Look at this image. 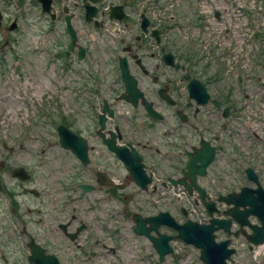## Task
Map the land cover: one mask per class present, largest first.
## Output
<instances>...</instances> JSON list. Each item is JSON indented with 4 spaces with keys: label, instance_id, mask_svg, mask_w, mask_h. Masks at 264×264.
I'll return each instance as SVG.
<instances>
[{
    "label": "flooded vegetation",
    "instance_id": "af4514ba",
    "mask_svg": "<svg viewBox=\"0 0 264 264\" xmlns=\"http://www.w3.org/2000/svg\"><path fill=\"white\" fill-rule=\"evenodd\" d=\"M103 1L52 0L65 37V47H61L64 70L67 72L76 64L79 74L75 117L70 118L63 109L61 124L74 133L79 146L85 147L87 163L83 164L68 148L64 149L76 166L72 167L71 174L67 168L68 172L60 177L53 175L47 162L41 159L35 162V153L28 148L40 142L52 144L54 140L36 139L32 120L13 125L17 119L7 115L12 101L3 100L0 104V264H100L96 261L98 253L113 243L116 236L115 229L110 227L111 213L104 212V218L98 214L99 203L109 204V199L114 198L115 185L105 187L97 183L100 170L104 180L114 178L116 158L106 141L128 149L134 147L143 158L146 152L153 160L158 156L159 162L175 174L180 172L178 165L185 158V148L195 142L199 144L201 139L216 148L208 170L222 153L223 91L210 88L218 80V73L212 68V62L199 59L202 49L196 55L193 53V47L201 43L210 28L205 8L207 0H121L118 4L122 18L108 21L113 39L101 48L90 34L95 27L102 29L94 20ZM37 10L48 18L38 0H0V74L6 73L10 66L28 62L33 52L30 49L35 38L33 30L36 26L42 27V17L35 16ZM68 24L76 36L75 46L70 50ZM188 33L193 40H180V35ZM80 47L84 49L83 57L79 56ZM164 53L171 54L172 64L164 63ZM216 53L217 47L212 52L207 50L204 57ZM91 55L102 62L106 72L101 69L96 73L97 69L87 65ZM123 55L127 57L128 72L135 83L131 78H123L119 64ZM185 74L201 81L209 98L202 109L183 106L187 129L177 126L167 134L165 118L151 119L146 102H151L159 111L164 106L167 110L169 106L164 104L159 92L179 101V85L185 84ZM124 92L135 98L136 105L120 101L122 109L117 111L113 106ZM213 99L219 102L218 108ZM105 101L112 110L111 115L108 111L103 113ZM176 111L174 106L173 114L180 120ZM101 114L103 126L99 122ZM185 132L193 137L188 145H184ZM53 134L57 138L56 127ZM149 136L158 146L148 145ZM165 137L169 138L165 140ZM20 148L23 154L19 156ZM208 170L199 177L203 187L220 189L231 180L214 178ZM52 179L60 186L52 187ZM84 182L89 183L91 190L84 191L81 186ZM125 188L123 185L122 190ZM94 190L95 201L91 204L85 193ZM83 199L88 202L86 206L70 205ZM237 243H240L238 239Z\"/></svg>",
    "mask_w": 264,
    "mask_h": 264
},
{
    "label": "rangeland",
    "instance_id": "374dc122",
    "mask_svg": "<svg viewBox=\"0 0 264 264\" xmlns=\"http://www.w3.org/2000/svg\"><path fill=\"white\" fill-rule=\"evenodd\" d=\"M211 6H218L221 11V18L218 21H214L210 27V39H218L221 49H219V53L221 55L216 54V59L213 61V66H215L219 72V79L213 83L210 88L212 91L215 89L222 90L223 94L233 93L235 91H239L244 83L246 84V76L242 73V67L240 66H232L231 64L235 63L234 59H238L236 56V52L238 51L239 43L243 42L248 45H257L258 50L261 52L264 49V32L262 28L264 27V9H262L256 16H254L253 20L251 17V13L247 8H244L242 11L244 13V17L242 19H238L234 17V13L236 14V9L238 8L235 3V0H211ZM36 17L37 11H36ZM224 16V17H223ZM43 19V18H42ZM45 23V24H44ZM48 23L43 22L42 27L36 26L35 32L37 35L34 38V54L31 56L30 63L20 67L18 69V73L14 71L12 66L9 67L6 73L0 74V104L3 100L6 103L8 101H12L11 108L12 110L7 114L8 116H12L13 118L19 114V109L25 107L26 102H30L31 104L34 102L35 107V136L41 137L44 135L46 130L52 131L53 121H59L60 115L59 112H62L65 109L66 112L69 113V117H75V108L77 101L75 100V95L77 91V85L79 81V74L76 71V64L74 68H70L69 71H64L63 60L55 56L56 53V40L60 38L62 28L60 25H53L54 27H49L45 32V28H47ZM258 27V28H257ZM250 31L252 29H258V32H261V35H252L245 36V32L247 30ZM250 33V32H249ZM193 40V36L191 33H188L186 36L180 35V40L186 42L187 40ZM65 37L63 36V41ZM231 42V45H229ZM234 43H238L235 47H233ZM212 48V42H207V47L200 43L193 47V53L196 55L202 48L207 50L208 47ZM263 48V49H262ZM212 52L213 50H209ZM220 59V61H219ZM255 59V63H261L260 56ZM230 63H227L229 62ZM203 62H205L203 60ZM87 65L90 68L97 69L96 73L101 69L106 72L107 68L102 64L101 61L95 60L91 55L87 60ZM230 69V70H229ZM258 67H255L251 64L250 70L247 72L248 74H252L250 77L251 84H255L253 88H247V92L249 94L260 93L261 89L264 86H261V81L264 79V73H262ZM101 78H105V75ZM258 78V79H256ZM257 80V81H256ZM242 82V83H241ZM65 84V86L63 85ZM238 93H241L239 91ZM237 102V100H236ZM238 103V102H237ZM258 105H252L253 109ZM258 111V110H257ZM259 112V111H258ZM229 124H235L236 118H230ZM242 121L244 124V121ZM228 125V122H227ZM264 127V125L261 123ZM237 132H234L233 137L237 143L240 145H234L232 141L228 138L226 142L225 138V130H223V154L220 155L217 163V167H221V169H226L227 166L232 167V172L237 173V165L240 164L238 161V157L234 162L231 161L232 153H236L237 148L242 146L245 151L251 149V143L248 141L246 137L242 135L240 132V128L237 125ZM35 137V138H36ZM51 141L54 140V137H50ZM56 140V139H55ZM51 146L45 147L43 153V160L47 162L50 167V171L53 175L60 177L62 174L68 172L67 168L70 169L68 174L73 172L72 167L76 166L73 164L74 160L68 158L69 154L66 152H62L61 148L54 143L49 144ZM40 159V158H37ZM157 156V160H158ZM42 160V159H41ZM243 161V159H242ZM157 162V161H156ZM244 162V161H243ZM246 163V162H244ZM162 166H165L163 164ZM215 166L211 168V172L215 173L217 170L214 169ZM163 169V167H160ZM81 173V172H80ZM159 173V171H158ZM83 174V173H82ZM223 170L219 172L218 175H222ZM213 176V174H212ZM214 177V176H213ZM115 178L121 179V181L126 185V189L120 192V196L116 195L114 198H110L109 204L105 201H101L98 205V213L103 217V213L109 211L111 213L110 223H118V221L123 219L124 226L119 228V233L116 234L115 240L119 242V246L113 248V243H109L106 245L105 249H101L97 255L96 261L98 263H106L110 264H156L157 255L150 245V242L144 236H136L132 232L133 221H132V213L139 211L142 215L146 214H155L159 210H168L177 220L180 221L182 217L178 214L177 205L175 203L168 204L164 196L158 191L154 194L158 198V205L153 206H145L148 204L149 193L144 192L142 190H138V188L129 180L127 176H125V171L122 168H118L115 171ZM261 184L264 185V170L261 177ZM60 186L55 179H52V187ZM100 187H97L99 189ZM224 187L220 189L223 190ZM95 192L91 191L85 193L89 201L94 200ZM131 194H126V193ZM127 195L125 198L124 196ZM52 198H56V196H51ZM187 202V201H185ZM146 203V204H145ZM88 202L83 199L82 201H77L70 203V205L86 206ZM142 204V206H140ZM179 204H183V201H179ZM149 212V213H147ZM104 218V217H103ZM167 230V228H161V230ZM144 245L145 254L141 257H138L139 245ZM72 249V246H70ZM182 256L175 258V256L168 255L165 258V262L162 264H203L199 260V252L197 249H194L191 246H185L182 250ZM189 254L191 261H187L185 256ZM146 255V256H145ZM236 264H264V258L252 259L246 252L239 256H235ZM177 262V263H176Z\"/></svg>",
    "mask_w": 264,
    "mask_h": 264
},
{
    "label": "water",
    "instance_id": "95a60500",
    "mask_svg": "<svg viewBox=\"0 0 264 264\" xmlns=\"http://www.w3.org/2000/svg\"><path fill=\"white\" fill-rule=\"evenodd\" d=\"M50 0H44L42 2L44 10H50ZM75 40V34L71 32V45ZM83 50L80 48V56ZM122 65L124 59L121 60ZM194 81L189 84L190 95L197 97V89L193 86ZM199 89L202 91L201 86ZM124 96V95H123ZM125 97V96H124ZM127 99V98H126ZM204 100V99H203ZM224 116L227 115V108L225 109ZM102 122V120H101ZM58 135L61 146L69 147L71 150L81 159L86 161L83 149L79 147L76 138L69 130L64 129L61 125L58 126ZM64 135V136H63ZM67 135L68 139L66 138ZM65 139L66 142H65ZM108 147L114 150L116 156L119 157L124 165L129 170L132 181L141 187V189H147V183L151 181V177L145 173L144 165L140 161L141 157L135 152H128L125 148L115 147L113 144L108 143ZM82 150V151H81ZM188 160L185 167L182 170V178L172 179L167 178L173 185L177 183L182 184L189 193L193 189H196L200 193V198L203 201V205L209 216H211L208 223H198L191 219H187L183 223H178L176 219L171 216L169 212L159 211L156 215L142 217L140 213L133 215L135 226L133 232L137 235H145L151 242L153 248L159 256V260L162 262L164 256L169 253H173V249L169 244V241L174 237L184 241L186 244H190L199 249V258L204 264H227L226 259L234 252L233 249L227 248L228 240L219 241L215 240L214 231L222 228L225 231L229 230L231 220H235L242 227L247 225L251 228V233H247L241 228L242 233L247 237L248 241L253 244H259L264 241V190L260 185L253 169L246 168L245 172L247 178L255 182L256 188L244 186L238 193H229L227 196H220V200H224L229 209L224 212L228 218L220 219L213 216V212H219L213 201H205V191L196 182L197 175H204L206 173V167L211 162L214 153L213 149L208 147L207 143H204L203 147L193 148L192 153H187ZM99 182L105 183L103 175H99ZM84 189H87L86 185H83ZM183 213L185 210L182 209ZM249 215H254L260 221V225L251 224L248 220ZM167 226L176 231V235H167L166 233L159 231V226ZM154 232L155 234H152ZM251 248V245L249 246Z\"/></svg>",
    "mask_w": 264,
    "mask_h": 264
}]
</instances>
